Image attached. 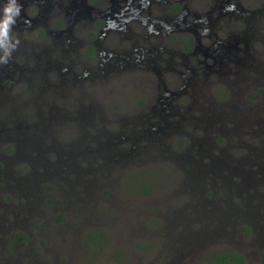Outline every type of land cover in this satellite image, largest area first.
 I'll use <instances>...</instances> for the list:
<instances>
[{"label":"flooded vegetation","instance_id":"obj_1","mask_svg":"<svg viewBox=\"0 0 264 264\" xmlns=\"http://www.w3.org/2000/svg\"><path fill=\"white\" fill-rule=\"evenodd\" d=\"M18 3L21 19L8 52H0V247L8 263L43 257V251L33 255L23 244L26 234H14L11 248L18 259L11 256L4 227L25 229L46 191L63 213L73 208L78 217L98 180L91 176L143 160L149 145L158 149L156 158L164 154L178 164L180 149L202 157L219 151L223 143L214 137L220 133L224 142L226 136L231 139L225 151L250 146L242 138L254 137L248 118L258 97H264V84L256 76H241L259 70L264 76V0ZM10 7L11 0H0V23ZM143 87L152 95L146 96ZM223 87L224 93L217 91ZM184 112L191 113L185 132L175 135L170 129ZM247 149L253 152L238 162L259 164L264 152ZM185 158L190 165L201 160L191 154ZM143 178L138 189L150 193L151 181ZM138 184L139 179L129 188ZM213 199L189 195L185 204L198 201L201 209L195 205L172 220L206 221L205 228L213 226L216 234L244 223L252 237L262 236L257 231L264 228V193H224ZM218 204L221 209L212 210ZM103 237L89 233V257L104 246ZM251 244L259 245L256 262L264 264V241ZM118 254L125 255L123 250Z\"/></svg>","mask_w":264,"mask_h":264},{"label":"rangeland","instance_id":"obj_2","mask_svg":"<svg viewBox=\"0 0 264 264\" xmlns=\"http://www.w3.org/2000/svg\"><path fill=\"white\" fill-rule=\"evenodd\" d=\"M259 72L261 70L246 71L247 75L241 76V79L256 76L260 79L257 81L264 84V76H260ZM237 88L232 85L234 91ZM143 89L146 96L152 95L147 92V88ZM217 91L224 93L225 87ZM258 99L254 102V114L251 115L253 117L248 118V121H253L251 131L254 137L244 135L242 138L250 146L225 151V142L231 139L226 136L224 142V134L220 133L214 137L219 145L220 141L223 143L219 151L215 150L210 157H202L189 150L180 149L176 153L179 156L178 164L164 154L156 158L158 149L149 145L143 151V160L116 166V170L111 166L107 171H99L97 175L91 176L98 180L93 193L84 199L83 209L77 207L81 211L78 217L73 215V208L69 209V213H63L64 210L57 208L59 204L46 191L44 201L31 213L34 216L29 219L25 229L20 226L4 227L5 241H8L7 250L11 249V256L18 259L15 250L11 248L15 241L14 234H26L23 244L28 246L26 248L29 252L33 255H38L41 251L44 253L43 257L28 256L19 264H196L226 249L244 253L249 256L252 264H262L256 262L259 245L251 244L253 241H264L262 226L257 231L262 236L256 233L252 237L253 231L249 228V231L246 230L244 223L233 228L228 227L223 233L216 234L215 231L212 233L213 226L205 228L206 221L191 225L184 220L179 224L175 219L172 220L191 212L195 205L201 209L198 201L185 204L189 195L196 194L201 201L211 200L212 203H215L214 196L221 199L224 193L263 195L264 154L257 156L259 164L256 165L238 162L247 157L244 155L253 152L248 147L264 152V97L259 96ZM247 106H243V114H248ZM189 114L191 113L184 112L177 116V123L170 129L176 132L175 135L185 132ZM244 116L246 115H239L238 118L243 119ZM223 127L226 129L225 125ZM170 137H164L165 141ZM187 154L196 155L201 160L198 159L194 165H190L191 162L185 158ZM152 173L154 177L151 176ZM144 176L145 182L151 181L149 185L153 186L150 193H142L138 189L144 183ZM137 179L140 184L129 188L130 183ZM222 205L218 204L212 210L219 211ZM70 214L73 217L69 218ZM61 216L66 217L63 222ZM72 219L75 220V225L71 223ZM97 232L104 235L106 242L97 254L89 257L91 255L86 252L88 235ZM50 249H53L51 255L45 256ZM121 250L125 254L123 258L118 254ZM1 253L0 247V264H10L2 258Z\"/></svg>","mask_w":264,"mask_h":264},{"label":"clouds","instance_id":"obj_3","mask_svg":"<svg viewBox=\"0 0 264 264\" xmlns=\"http://www.w3.org/2000/svg\"><path fill=\"white\" fill-rule=\"evenodd\" d=\"M22 8L18 0H11L10 9H4L3 22L0 23V52H8L10 47V37L12 30L17 27L16 21L21 19ZM15 51V49H13ZM8 61L5 60L3 66H7Z\"/></svg>","mask_w":264,"mask_h":264},{"label":"trees","instance_id":"obj_4","mask_svg":"<svg viewBox=\"0 0 264 264\" xmlns=\"http://www.w3.org/2000/svg\"><path fill=\"white\" fill-rule=\"evenodd\" d=\"M264 259V252L262 253ZM196 264H246L243 255L234 249H226L214 253L207 260Z\"/></svg>","mask_w":264,"mask_h":264}]
</instances>
